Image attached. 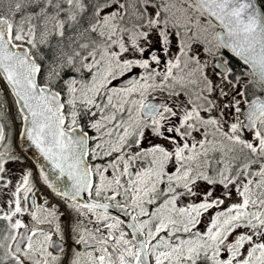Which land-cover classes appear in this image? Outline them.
Segmentation results:
<instances>
[{
	"label": "snow or ice",
	"instance_id": "6c2138e0",
	"mask_svg": "<svg viewBox=\"0 0 264 264\" xmlns=\"http://www.w3.org/2000/svg\"><path fill=\"white\" fill-rule=\"evenodd\" d=\"M0 264H264V0H0Z\"/></svg>",
	"mask_w": 264,
	"mask_h": 264
},
{
	"label": "water",
	"instance_id": "95a60500",
	"mask_svg": "<svg viewBox=\"0 0 264 264\" xmlns=\"http://www.w3.org/2000/svg\"><path fill=\"white\" fill-rule=\"evenodd\" d=\"M39 160H40L39 156H36V157H32L31 155L29 156L30 164H33L34 162L39 161Z\"/></svg>",
	"mask_w": 264,
	"mask_h": 264
},
{
	"label": "rangeland",
	"instance_id": "374dc122",
	"mask_svg": "<svg viewBox=\"0 0 264 264\" xmlns=\"http://www.w3.org/2000/svg\"><path fill=\"white\" fill-rule=\"evenodd\" d=\"M29 164H30V162H29ZM31 165V164H30Z\"/></svg>",
	"mask_w": 264,
	"mask_h": 264
}]
</instances>
